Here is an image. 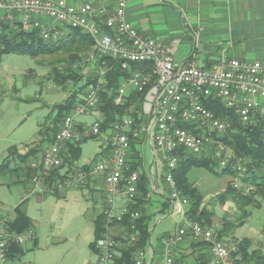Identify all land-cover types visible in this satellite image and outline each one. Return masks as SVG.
<instances>
[{
    "label": "built area",
    "instance_id": "1",
    "mask_svg": "<svg viewBox=\"0 0 264 264\" xmlns=\"http://www.w3.org/2000/svg\"><path fill=\"white\" fill-rule=\"evenodd\" d=\"M129 0H87L81 5L65 0H0V18L20 22L25 31H38L46 40H56L63 35V27L78 28L93 40L94 52L75 68L89 70L99 57L118 61L130 75L122 78L113 103H126L130 90L145 94L142 113L144 125L134 128L132 116L125 115L106 130L101 129V119L79 125V117H93L100 105V93L107 85L106 68L99 72L95 84L82 94V102L76 103L58 126L54 142L44 145L39 161L31 162L36 174L31 179L29 194L48 191L45 178L63 164V151L68 144L80 142L92 136L102 138L101 150H108L110 157L96 162L76 173L67 175L65 181L54 186L64 192L85 186L90 175H100L104 183L107 209L106 232L96 246L100 250L98 264H115L118 242L111 234L110 224L121 221L136 201L141 172L131 170L129 158L133 144L140 145L146 138L153 152L155 176L169 190V200L182 218L181 227L166 238L167 248L186 235L196 242L209 246V264H233L231 251L218 239L214 230L205 228L186 218L188 198L181 195L174 179L180 148L188 154L200 155L214 144L213 156L226 167L228 153L216 143L214 135L227 131L228 123L216 117L208 109L204 99H215L227 108L234 109L242 123L255 124L258 118L264 127V60H223L218 68H201L195 62H177L174 58L176 45L164 46L154 38L143 36L128 21L126 10ZM62 28V29H61ZM150 63L151 71L145 68L132 69V64ZM180 124L193 125L195 131ZM78 126H82L79 130ZM77 165V164H76ZM240 169V167H238ZM124 204L119 206V200ZM134 212L132 218H138ZM8 218L0 220V264H9L8 248L11 243L25 245L33 238V229L26 234L11 233ZM136 235V234H135ZM132 236L134 241L136 236ZM144 251H139L134 264H143ZM163 264H174L172 253L166 251Z\"/></svg>",
    "mask_w": 264,
    "mask_h": 264
},
{
    "label": "trees",
    "instance_id": "2",
    "mask_svg": "<svg viewBox=\"0 0 264 264\" xmlns=\"http://www.w3.org/2000/svg\"><path fill=\"white\" fill-rule=\"evenodd\" d=\"M63 31V35L58 39L46 40L38 31H25L17 20L10 22L0 18V62L2 57L8 54H18L36 59L42 56L64 53L67 54V58L64 60L67 64L61 69L65 71L54 66L52 73L55 75L56 83L60 85L72 83L74 85L65 100L52 108V123L49 127L45 126V129L41 128L40 130V133H44L43 141L40 144L30 146L27 153L24 154L20 153L17 147H11L9 156L0 163V176L13 174L17 178L15 183L20 181L31 183L32 177L37 173L31 167V162L37 161L39 154L42 156L44 145H50L54 142L59 124L76 103L82 102V94L89 86L96 83L102 68H106L107 85L100 93V105L96 108V112L102 116L101 129L106 130L125 115L133 117L134 128H140L145 124L142 113L144 93L130 90L124 105L116 106L113 103V97L121 85L122 78L128 77L130 73L122 70L121 64L109 57H99L96 62L89 64L87 72H84L83 67L75 68V64L85 62L94 52V43L89 34L81 29L63 27ZM151 67L150 63L132 64L133 70L145 68L151 71ZM203 103L214 112L216 117L229 125L225 133L214 135L215 142L221 143L225 147L224 152L228 153V162L226 167H221L220 161L213 156L214 144L207 152L200 155L188 154L180 148L176 151L179 160L174 170V179L181 195L188 198L186 218L205 228L214 230L218 239L222 240L230 249L233 264H264V250L253 248L251 238L238 239L235 235L236 230L244 226L251 217L249 208H261L264 202L263 121L258 118L255 124H245L241 122L234 109L227 108L220 101L210 98L204 99ZM180 125L195 131L193 125ZM87 139H96V137L92 136ZM87 139L68 144V154L63 152V164L45 178V185L48 188L46 193L55 196L60 195L61 192L54 184L57 181L64 182L68 174L76 173V164L82 152L81 144ZM137 146L138 144H133V154L129 158L131 170H138L143 164ZM30 158H33L32 161H29ZM88 167L84 165L81 169L87 170ZM193 168H204L218 177L229 176L231 179L228 181L226 189L219 193L215 200L222 205L232 201L235 204L237 214L234 219L224 216L219 229L214 228V209L204 203L201 190L189 179V172ZM149 184L146 174L141 173L136 201L130 205L129 213L121 221L114 220L110 224V227L118 226L122 229L121 234L114 238L122 244L120 256L117 254L115 256V264H134V255L138 254L139 251H144L148 243L151 217L146 213L145 205L150 199ZM106 209V200L104 199V207L94 220V241L90 244L91 250L96 255L100 253L96 243L106 232ZM134 212H139L138 218H132ZM14 213V218L8 217L9 232L26 234L33 229L32 220L22 209V203L15 208ZM3 218L7 217L1 216L0 220ZM262 232L264 235V228ZM134 235L136 237L133 241L131 237ZM198 245L204 246L209 254H204L205 258L209 257V259H205L200 264H209V246L205 242H197ZM25 252L24 245L11 243L8 248L9 261L12 262L22 257Z\"/></svg>",
    "mask_w": 264,
    "mask_h": 264
},
{
    "label": "rangeland",
    "instance_id": "3",
    "mask_svg": "<svg viewBox=\"0 0 264 264\" xmlns=\"http://www.w3.org/2000/svg\"><path fill=\"white\" fill-rule=\"evenodd\" d=\"M177 58H180L177 55ZM67 54H54L31 58L18 54H8L0 62V163L9 156L13 146L19 151L27 146H34L43 141L41 128L49 127L53 121L52 108L63 102L74 88L72 83L60 85L56 83L52 70L54 66L61 68L67 64ZM100 118V116H97ZM96 116L79 117L78 122L90 124ZM102 138L87 139L81 144V156L77 165H90L100 160L97 155ZM140 149L144 151V170H149L151 154L146 139L141 141ZM142 153V152H141ZM30 158L29 161H32ZM41 159L39 154L37 161ZM96 163V162H94ZM16 182V176L6 174L0 181L9 179ZM189 179L201 190L204 203L215 211L214 228L221 227L222 218L234 219L237 214L234 204L224 206L216 202L215 197L223 192L231 180L229 176L218 177L204 168H193ZM23 182L11 186L0 183V215L9 217L21 199L30 198L33 217V230L39 239L38 246L29 250L22 257L9 264H91L96 255L88 247L93 241L94 218L103 209L104 193L100 187L94 200L87 198V192L68 191L64 197L45 196L41 201L38 194L30 195L29 189L23 190ZM69 190V189H68ZM251 217L248 222L238 228L235 235L238 239L249 237L253 248L264 250V202L261 208H249ZM170 219L166 218L156 229L154 236L161 235L171 229ZM233 244V242H231ZM32 241L26 243L31 247Z\"/></svg>",
    "mask_w": 264,
    "mask_h": 264
},
{
    "label": "crops",
    "instance_id": "4",
    "mask_svg": "<svg viewBox=\"0 0 264 264\" xmlns=\"http://www.w3.org/2000/svg\"><path fill=\"white\" fill-rule=\"evenodd\" d=\"M65 1L69 4L81 5L87 0ZM126 17L143 36L157 39L164 46L175 43L174 58L179 63L188 60L189 62H195L201 68L211 69L218 68L223 60L233 58L264 60V0H129ZM177 55L180 58H177ZM94 116H96V119L102 118L100 113L97 112ZM97 116H100V118ZM78 123L79 125H85L87 122ZM80 128L82 129V126H78V129ZM140 146L138 145L137 149L142 156L143 163V155L145 154ZM29 148L30 146H27L24 150L18 151L24 154L27 153ZM149 151L151 154L149 170H144V164L138 168L141 173L146 174L150 182V199L145 205V211L150 215L151 220L149 222V239L144 248L143 264H163L167 250L172 253L174 264L203 263L205 259H209V257L205 258L204 256L205 253L208 254V250L204 246H197V242L189 235L168 248L164 244L166 238L176 233L181 227L182 218L170 203L168 188L163 181L155 176L154 156L151 147ZM63 152L67 153L68 147ZM97 155H100L101 159L94 162L109 158L110 152L101 150L100 145ZM92 164H86V166ZM77 167L81 166L77 165ZM0 183L11 186L15 182L10 178L7 181H0ZM23 183L25 184L24 191L30 188V182ZM100 187L105 199L102 177L100 175H90L86 178L85 186L80 190L87 192V196H89L87 198L94 200V196ZM74 189L77 190V188L65 190L56 197H64L68 191ZM36 194H38L39 201L45 196L53 195L42 192ZM22 198L21 195L20 201L14 207L13 212L9 214V217L14 218L15 208L22 203V209L33 223L34 219L30 214V210L33 208L31 200L30 198ZM231 203L234 204L232 201H228L224 206ZM123 204L124 200L121 198L119 206ZM166 218L170 219L172 228L161 235L154 236L156 229ZM110 231L115 238L121 234L122 229L115 226ZM33 233V238L30 240L32 241L31 247L27 248L26 244L24 245L25 253L38 246L39 239L34 230ZM93 241L88 242L90 250V244ZM118 244L117 255L120 256L122 244ZM92 253L94 254L93 251ZM137 255H134V260ZM91 264H98V255H96L95 263Z\"/></svg>",
    "mask_w": 264,
    "mask_h": 264
}]
</instances>
